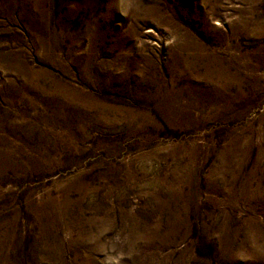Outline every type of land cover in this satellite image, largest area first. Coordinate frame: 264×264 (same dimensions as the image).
<instances>
[{"label":"rangeland","instance_id":"obj_1","mask_svg":"<svg viewBox=\"0 0 264 264\" xmlns=\"http://www.w3.org/2000/svg\"><path fill=\"white\" fill-rule=\"evenodd\" d=\"M247 234L264 0H0V264H264Z\"/></svg>","mask_w":264,"mask_h":264},{"label":"bare ground","instance_id":"obj_2","mask_svg":"<svg viewBox=\"0 0 264 264\" xmlns=\"http://www.w3.org/2000/svg\"><path fill=\"white\" fill-rule=\"evenodd\" d=\"M258 235L259 234H256V238H255L254 235L252 237L251 235L247 234L248 239L245 240V245L248 248L247 255H253V256L258 255L260 256L261 259H264V240H260Z\"/></svg>","mask_w":264,"mask_h":264}]
</instances>
